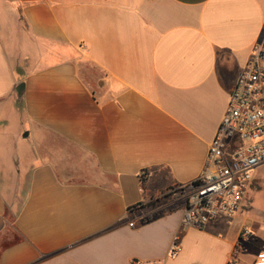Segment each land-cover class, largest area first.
<instances>
[{
    "label": "crops",
    "instance_id": "obj_1",
    "mask_svg": "<svg viewBox=\"0 0 264 264\" xmlns=\"http://www.w3.org/2000/svg\"><path fill=\"white\" fill-rule=\"evenodd\" d=\"M263 23L264 0H0V264H230L244 227L254 264L261 167L203 228L161 199L203 173Z\"/></svg>",
    "mask_w": 264,
    "mask_h": 264
},
{
    "label": "built area",
    "instance_id": "obj_2",
    "mask_svg": "<svg viewBox=\"0 0 264 264\" xmlns=\"http://www.w3.org/2000/svg\"><path fill=\"white\" fill-rule=\"evenodd\" d=\"M264 166V23L263 34L241 69L227 112L210 143L203 173L193 183L171 191L187 195L184 229L203 228L216 219L234 216L250 190L256 171ZM135 227V220L130 222ZM254 236L244 227L230 264L237 262L243 243ZM180 236L170 256L180 252ZM254 264H264V252Z\"/></svg>",
    "mask_w": 264,
    "mask_h": 264
},
{
    "label": "rangeland",
    "instance_id": "obj_3",
    "mask_svg": "<svg viewBox=\"0 0 264 264\" xmlns=\"http://www.w3.org/2000/svg\"><path fill=\"white\" fill-rule=\"evenodd\" d=\"M260 172H261V179H260V183H259V186L261 187V192H260V194H259V197H258V200H257V203H258V205H260L261 206V210L264 212V166H262L261 168H260ZM172 192L171 191H169V193H167L164 197H163V199H161L160 201L161 202H164V201H168V197L169 196H172ZM264 215V214H263Z\"/></svg>",
    "mask_w": 264,
    "mask_h": 264
},
{
    "label": "trees",
    "instance_id": "obj_4",
    "mask_svg": "<svg viewBox=\"0 0 264 264\" xmlns=\"http://www.w3.org/2000/svg\"><path fill=\"white\" fill-rule=\"evenodd\" d=\"M144 176H145V174H144ZM145 182V181H144Z\"/></svg>",
    "mask_w": 264,
    "mask_h": 264
}]
</instances>
